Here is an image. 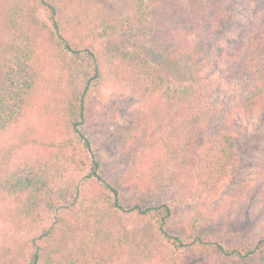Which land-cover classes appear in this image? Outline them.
Here are the masks:
<instances>
[{"label":"trees","instance_id":"16d2710c","mask_svg":"<svg viewBox=\"0 0 264 264\" xmlns=\"http://www.w3.org/2000/svg\"><path fill=\"white\" fill-rule=\"evenodd\" d=\"M69 1L0 0L10 31L0 45V210L30 226L0 253V264H177L180 254L188 264H264V235L200 228L211 223L209 203L236 179L245 155L230 121L264 110V23L241 47L220 53L226 74L247 82L236 110L213 134L199 127L182 143L185 128L207 126L211 115L197 44L154 21L160 0H126L124 15L105 13L95 27L69 35ZM185 1L215 17L227 2ZM50 70L62 111L29 123L35 83ZM102 87L139 100L108 137L119 155L114 178L101 172L87 134L90 96Z\"/></svg>","mask_w":264,"mask_h":264},{"label":"rangeland","instance_id":"374dc122","mask_svg":"<svg viewBox=\"0 0 264 264\" xmlns=\"http://www.w3.org/2000/svg\"><path fill=\"white\" fill-rule=\"evenodd\" d=\"M125 1L70 0L64 8L63 21L68 29L67 33L76 36L81 34L83 27H95L99 17L105 13L124 15L128 11L127 7H130ZM186 3L185 0H160L162 14L158 13L154 17V21L163 28L177 29L181 37L186 36L190 43H196L200 51L199 56L203 59L206 68L205 82L211 107L210 119L207 126L197 123L185 128V132H181L186 133V137L180 139L182 143H186L190 134L193 135L199 127H201L200 131L208 135L213 134L219 129L225 113L236 110L234 107L240 100L247 82L244 77L233 78L226 74L220 53L241 47L239 45L248 42L249 37L256 34L255 29L264 23V0H227L223 12L216 17L212 16L210 11L200 12L195 6L192 8ZM5 11H7L6 2H0V17ZM37 11L38 18L45 20V13H42L40 8ZM3 27L7 33L3 35L2 30L0 45L10 36L8 27L0 18V29ZM21 40L29 42L22 35ZM45 64L49 66V61H45ZM30 66L31 69L36 67L35 60ZM51 73L50 70L35 83L31 107L26 111L29 114V123H33L37 117L60 115L62 111L63 105L58 91L60 86L55 84L56 80ZM114 93L109 87H102L91 93L93 122L87 131L102 164L101 172L111 178L120 173V170L116 169L119 167L115 164L119 155L117 147L109 143L108 137L118 126L130 120L139 104V100L134 102L132 99L118 98ZM230 124L235 145L244 149L245 155L242 154V164L236 168L238 171L236 179L223 186L209 203L213 213V216L209 214L211 223L208 222L200 228L211 232L229 227L237 234L259 237L264 235V202L260 197L264 165V110L254 115L251 112L237 114ZM2 156L3 150L0 149V159L3 158ZM238 189H243L240 198L237 196ZM205 212L208 213V210ZM185 214L186 212H183V215ZM29 229L30 226L10 216L7 208L1 209L0 253L8 247L12 248V244L25 237ZM80 232L78 230L74 236L77 237ZM175 259L177 264L191 263L190 258L181 254Z\"/></svg>","mask_w":264,"mask_h":264}]
</instances>
